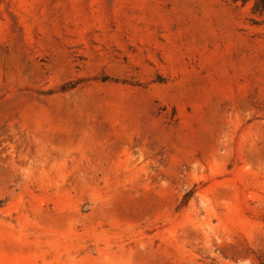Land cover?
I'll return each instance as SVG.
<instances>
[{"label": "rangeland", "instance_id": "1", "mask_svg": "<svg viewBox=\"0 0 264 264\" xmlns=\"http://www.w3.org/2000/svg\"><path fill=\"white\" fill-rule=\"evenodd\" d=\"M256 0H0V264H264Z\"/></svg>", "mask_w": 264, "mask_h": 264}, {"label": "trees", "instance_id": "2", "mask_svg": "<svg viewBox=\"0 0 264 264\" xmlns=\"http://www.w3.org/2000/svg\"><path fill=\"white\" fill-rule=\"evenodd\" d=\"M236 1H242L243 3H247L250 0H236ZM254 11L260 14H264V0H256Z\"/></svg>", "mask_w": 264, "mask_h": 264}]
</instances>
